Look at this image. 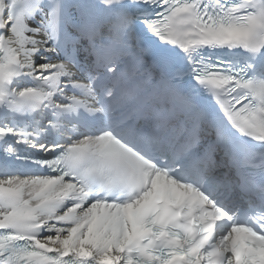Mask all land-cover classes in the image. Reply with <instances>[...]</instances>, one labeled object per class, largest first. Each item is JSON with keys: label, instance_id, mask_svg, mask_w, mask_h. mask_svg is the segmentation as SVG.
Returning a JSON list of instances; mask_svg holds the SVG:
<instances>
[{"label": "snow or ice", "instance_id": "obj_1", "mask_svg": "<svg viewBox=\"0 0 264 264\" xmlns=\"http://www.w3.org/2000/svg\"><path fill=\"white\" fill-rule=\"evenodd\" d=\"M0 264H264V0H0Z\"/></svg>", "mask_w": 264, "mask_h": 264}]
</instances>
